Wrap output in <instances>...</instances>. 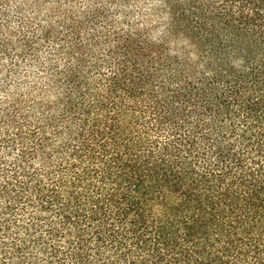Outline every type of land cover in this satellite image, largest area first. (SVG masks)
<instances>
[{"label":"trees","instance_id":"1","mask_svg":"<svg viewBox=\"0 0 264 264\" xmlns=\"http://www.w3.org/2000/svg\"><path fill=\"white\" fill-rule=\"evenodd\" d=\"M0 264H264V0H0Z\"/></svg>","mask_w":264,"mask_h":264},{"label":"rangeland","instance_id":"2","mask_svg":"<svg viewBox=\"0 0 264 264\" xmlns=\"http://www.w3.org/2000/svg\"><path fill=\"white\" fill-rule=\"evenodd\" d=\"M160 24V26L158 25ZM157 27H156V31L152 34L153 36H160L161 32H162V21L158 22ZM161 27V28H160Z\"/></svg>","mask_w":264,"mask_h":264}]
</instances>
